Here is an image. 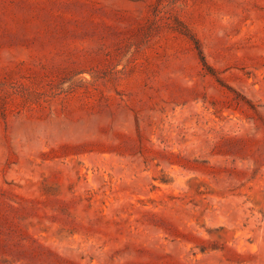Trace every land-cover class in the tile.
Instances as JSON below:
<instances>
[{
	"label": "rangeland",
	"instance_id": "374dc122",
	"mask_svg": "<svg viewBox=\"0 0 264 264\" xmlns=\"http://www.w3.org/2000/svg\"><path fill=\"white\" fill-rule=\"evenodd\" d=\"M0 264H264V0H0Z\"/></svg>",
	"mask_w": 264,
	"mask_h": 264
}]
</instances>
